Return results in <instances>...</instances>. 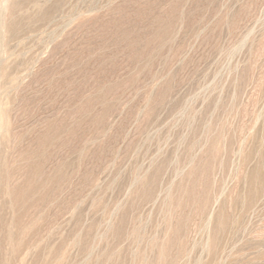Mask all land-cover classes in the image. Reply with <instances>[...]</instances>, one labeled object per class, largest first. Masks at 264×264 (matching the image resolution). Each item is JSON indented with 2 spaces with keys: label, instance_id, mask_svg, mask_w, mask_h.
Here are the masks:
<instances>
[{
  "label": "rangeland",
  "instance_id": "obj_1",
  "mask_svg": "<svg viewBox=\"0 0 264 264\" xmlns=\"http://www.w3.org/2000/svg\"><path fill=\"white\" fill-rule=\"evenodd\" d=\"M0 264H264V0H0Z\"/></svg>",
  "mask_w": 264,
  "mask_h": 264
},
{
  "label": "bare ground",
  "instance_id": "obj_2",
  "mask_svg": "<svg viewBox=\"0 0 264 264\" xmlns=\"http://www.w3.org/2000/svg\"><path fill=\"white\" fill-rule=\"evenodd\" d=\"M21 17V16H20Z\"/></svg>",
  "mask_w": 264,
  "mask_h": 264
}]
</instances>
